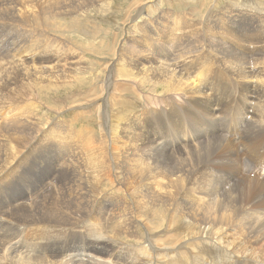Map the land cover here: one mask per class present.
Returning a JSON list of instances; mask_svg holds the SVG:
<instances>
[{"label": "rangeland", "instance_id": "374dc122", "mask_svg": "<svg viewBox=\"0 0 264 264\" xmlns=\"http://www.w3.org/2000/svg\"><path fill=\"white\" fill-rule=\"evenodd\" d=\"M36 1L37 0H0V59L3 57L0 62V68L1 66L2 68L4 67V69H0L2 70V73L0 71V83L4 86L3 87L0 85V109L3 110L0 111V117H2L3 119L5 117L6 119L7 113L5 112V110H7L8 113L12 112L8 114L10 115L9 119L11 117V120H8V122L3 121L5 125H7V127L0 124V140H2L0 144H3L5 140V143H11L12 146L6 151V157L8 156V158L5 161L3 160L2 153H0V221L3 219V221L0 222V247L2 246L4 248L3 249L1 247L0 249V264H6L3 262L6 260L5 251H8V249L10 248V243L14 238L16 240H21V243L22 241L24 242V245L20 247L21 251L16 252V254L14 253L13 256H9L14 257L15 262L25 264L26 261L30 259L29 261L31 263L37 264H69L68 262L63 260L68 253H81L82 250H84V248H86L87 245L90 244L87 240H85V238L82 237L83 233H79L78 231H83L87 233L88 228L84 226H88L91 221L97 222L94 225L96 228L93 226V232L95 233V237L102 236L101 238H103V240L105 239L104 242L108 239H112L116 243L119 242L118 244H115L118 248H120L122 245H133L135 243L134 238L126 235L124 236V234H119L113 229L114 220L111 218V211L113 212L115 208L114 201L116 200L113 201L111 197H108V195H116L118 193H114L113 191L111 192L109 185H106V183L102 184L101 187L98 189H91L94 188L95 185L93 181L89 178V174L87 172L90 173V170H87L88 166L85 165L83 161L84 159L86 161V155L83 152V148L79 146L78 142L71 141V139H73V136L75 139H78L84 137L86 132L89 130H98V124H100L101 122L99 121L100 115H98L96 107L90 106L87 109V106L83 105H87V102H91L90 100L93 101L94 99H96V97L99 98L101 94L102 96H104L101 90L102 87H105L103 83L106 82L105 80L107 78L106 72H104L106 71L104 65H112L111 67L109 66V68H113L114 64L117 62L116 59L118 60V53L124 55V58L126 60L124 59L123 63H127L129 65L128 66L126 64L128 67H130L129 69L131 72L127 76L125 73H122L120 77L115 76L113 78L114 89L119 95H124L126 99L130 98V106L132 103L131 109L121 108L120 106L114 104L113 108L109 109L110 112L108 111L107 115H109L110 113L111 116L117 113V117L113 115L111 117L112 119L110 118V124L113 125V129L116 133L115 136H117V138L120 137L119 139H117V141L121 139L118 144L123 141L126 145L134 144L138 146L140 144L138 147L141 150L135 155L138 160L141 159L146 161L149 158H156L158 161H162L163 163L166 159V161L171 163L175 169H173L171 166L170 169L168 168L169 166H159V177L161 179L164 178L165 180H163L166 181L171 180L173 178V174H178L176 176H179V178L181 177L180 182L183 183L177 186H173V190L172 187L170 188L171 194H177L174 201L169 200L166 203L149 204L147 209L152 210L154 216L151 220H149L151 222H148L147 219H145L144 222L148 223L150 228H152L151 231L153 235L156 233L154 236L162 234L160 235V237L162 238L161 243L164 242L163 244L165 245L171 246V243L169 241H164L166 235H170L167 239L173 240L172 244H174L175 242V244H177L179 240H181V244L188 243L193 239L195 240L194 237L197 230L198 232H200L201 230V233L204 231L203 224L200 222V216L198 215L194 218L191 213V210L194 208V204L191 202L190 199L194 198L195 200H198L200 197H203V199L206 200L205 203L208 209V213L210 210L211 212L213 211L211 214L213 217V220L211 219V230H217L218 241H220L222 246L228 247L229 252L225 253L222 249L215 251V248L210 247V245L208 244H204L203 247L205 248L206 252L203 251L202 254L199 256L200 259L195 261L196 258L193 248H191L190 245L184 246V249H182V251L185 253V264H264V125L257 128L256 130H259L256 131L251 128H247V126L245 127L244 122H242L243 117L253 118L255 114L264 116L263 114H261L263 107L259 102L260 99H264V85L263 87H260L255 82L258 77L264 78V58H262L264 57V0H249V2H246L248 0H161V3H157L156 0H61V2H71L77 4L80 8H83L81 10L73 11L74 5L70 4V11H67L65 13L63 11L51 12V8L57 7L52 5L53 0H38L39 2ZM213 1L217 2L215 3ZM23 4L25 7L23 6ZM35 4L38 5V7ZM142 4L143 6L141 7ZM21 6L23 9L21 8ZM60 8H62L61 5ZM45 12H48L50 16L52 15L51 19L49 18L48 14L45 15L46 18L44 17ZM207 12H210V14H208ZM33 13L36 14L35 17L33 16ZM68 14H71L72 16H68ZM139 14L143 16L149 14V16H152L151 18L159 16V20L162 21L166 26H163V29L158 28L155 33L156 35L152 34L149 28H147V31L145 32L147 35L145 33L142 34V36L141 34H134V30H132L133 28L131 23L136 19L137 15ZM32 18L35 21H33ZM19 20L21 21L19 22ZM169 28H171L172 30ZM128 30L132 32L130 33ZM173 30L182 31L187 34L185 36L184 34L180 35L174 32ZM205 32L209 33H207L208 36ZM172 33L176 37H174ZM148 34L150 37L148 36ZM178 35H180L181 38H178ZM145 36L149 37L147 38L149 39L147 40L149 50L147 48H145V50L148 56L150 55L151 58L150 56L143 57L142 59L139 57L137 58L136 55L139 51L138 47L142 46V40H144L143 37ZM153 36H156V38H153ZM186 36L189 39H187ZM196 37L200 41H198ZM23 39L25 41H23ZM156 39L157 41L160 39L158 45H156ZM42 41L45 42L43 43ZM40 42H42L44 45ZM52 42L62 43V46L65 47L62 48L65 50L67 49V51L69 52L75 53V50L76 52H78L77 65L80 67L82 66L83 71L82 69H80L79 72L82 71L83 74L80 73L76 75L74 79L66 77L61 78V81L56 84L55 88L40 89L38 85H36V83H38L37 75L40 72V69L37 67H39V64H43L41 65V68H43L46 66V63L49 64L52 61L50 58V60L41 57L38 58V53L36 51H38V48L47 46V43L49 44ZM33 44L37 45H35L36 48L38 47L37 50H33L32 48H30V46ZM67 44L69 48L72 46L70 48L72 49V51H70V49L68 50ZM164 44L166 47L164 46ZM182 44L185 47H183ZM193 45L194 47L191 48V46ZM195 46H198V48ZM257 46L258 48H256ZM161 47L163 48L161 49ZM180 47L183 50L185 48V51H183ZM215 47H218V49H216ZM125 48L128 53L126 52ZM222 48H224L225 50L223 49V51ZM90 49L92 50V52L90 51ZM32 50L34 51V53L32 52ZM179 50L182 53L178 55ZM259 50H261V52ZM130 51L131 53H129ZM256 51L258 53H256ZM12 53L16 55H13ZM19 53L20 56L18 55ZM198 53L200 54V57H198ZM255 53L259 58H257ZM181 54H185L186 56L182 57L180 56ZM12 56L16 58L14 60H16L17 62L14 60H11L13 61L12 64L10 60H6L5 62V58L9 59L8 57H10L11 59H13ZM156 57H158L159 59ZM178 57L181 60H179ZM181 57L183 59L186 57L184 60H187L194 70L197 68H201L203 64H206V66L210 67L207 80H202L204 83V98L208 102L205 99H203L201 103L194 102L192 100L185 101L181 95H176L175 92L171 91L168 86H166L167 84H164L167 83L166 79L169 81V74H171L170 76H173L175 74V76H173V81L175 80V78L177 80V78L183 76V79L188 75V73H186L185 71H182V73L172 70L174 68V65H178L177 62L183 60ZM17 58H20L19 60L21 61H19ZM31 59L33 61H31ZM136 59H140L143 63H145L143 64L141 61ZM146 59L149 60L147 61ZM30 61L34 63V65L36 64L37 66L34 67L33 65V67H31L32 64H30ZM87 62H89L90 64H87ZM153 63H158L161 66L160 70L158 74H155L154 72L146 73V75H149L151 73L152 75L148 76L147 80L145 81V73H143V75L137 67L140 68L141 65H144V67L145 65L154 66ZM228 63L230 65H227ZM197 64L200 65V67ZM219 64L220 68L218 67ZM15 65H17L16 67L18 68V70L19 67L22 68L24 73L20 72L21 74H19L18 71L14 70ZM29 66L30 68H28ZM10 67L12 68V70L10 69ZM131 67L138 71H132ZM170 67L173 68L171 69ZM31 68L33 70L36 69L39 72L34 73ZM251 68L253 69L251 70ZM204 70L202 69L201 71ZM3 71H5V73H3ZM8 71H10V73ZM161 71H165V75L163 73L160 74ZM232 71L234 72L232 73ZM132 73L134 75V78H130V75ZM139 74H142L143 76H139ZM18 75H21L19 76V79L18 77H16ZM157 76L159 77V79ZM14 77L17 79L14 80ZM239 77H241V79ZM10 78H12V80ZM244 78L246 79L243 80ZM132 79H143L142 81H138V83L141 84L140 92H138L139 98L133 97V86L129 83V80ZM28 80H31L32 84ZM32 80L36 81L35 84ZM160 81H163V84H158L162 83ZM59 83L60 85H58ZM115 87H118V89ZM120 87H123L121 88L122 90L120 89ZM258 87L260 90L258 89ZM253 88H255L256 90ZM4 89H6L7 91ZM12 89H14L13 92L11 91ZM126 89L130 92L125 91ZM29 92L32 93L33 98L32 100L27 98V102L29 104L36 103V107L38 109H36L28 116L17 118L16 115L18 116L19 114H16L14 108L16 110L19 109L15 106V102L21 94L23 95ZM15 94L18 97H15L14 101L11 102ZM172 94L175 96H172ZM207 94L209 95L207 96ZM1 98L3 100L2 102H4L5 100L4 104L1 103ZM175 102L178 104H176ZM160 103L162 106L160 105ZM6 104L9 105L6 106ZM71 107L74 110H72ZM83 108L85 110H82ZM91 108L95 110L93 111ZM88 110L90 112V115L87 112ZM112 110L114 112H112ZM134 111L137 112L138 117L136 116V118L134 119H129L132 115L131 112ZM83 113L86 114L84 115ZM257 115H255L254 117L257 118ZM13 117L14 123L12 122ZM124 127H126L127 134H124L126 132V130L124 131V129H122ZM6 131L7 134L5 133ZM2 134H6V136L3 137L4 135L2 136ZM7 135L8 138H10L8 142L6 141V139H8L6 138ZM133 135H135V137ZM1 137L3 139H6L3 140L1 139ZM152 139L156 142H152ZM32 140L34 143L31 142ZM139 140L142 143H140ZM250 142H252L253 144ZM149 143L152 146L149 145ZM153 145L155 147H161L159 151L155 150L157 153L153 151ZM214 145L216 146L215 149ZM16 149L20 150L21 152H24V156L20 159L19 162L13 163L12 160L9 159L13 158L14 153L20 152ZM27 149L30 150V152H28ZM73 149H76L78 152H74ZM138 154H142L143 156H139ZM65 155L67 158L65 157ZM148 155H150V157ZM161 155L164 158L161 157ZM81 156H83V159H81ZM75 157L77 158V161ZM144 157L148 158L146 159ZM73 158L75 159V161H72L74 160ZM61 161L64 162L62 163ZM215 161L217 163H215ZM77 162H79L80 164ZM4 163L6 164L5 169L7 166H9L10 170L8 169L7 171H5V169H3ZM69 163L71 165H69ZM75 163L80 166L76 165ZM61 164L64 166V168H62ZM29 166L30 168H27ZM59 167H61L60 170ZM71 169L74 170V172ZM172 170L177 171L178 173H172ZM3 171L4 173H2ZM75 171L77 173H75ZM22 172H27L28 174L23 176ZM73 175L76 176L74 177ZM70 177L72 178L71 182ZM137 178V176L129 177L125 171H123L120 175L121 183L123 187H125L124 189H127L128 191H133L136 196H139V200L146 199L145 201H150L149 195L146 191L144 192L143 181L139 180L140 178ZM193 179L195 182L193 181ZM196 180L199 183L196 182ZM204 181L207 182L205 183ZM217 181L219 183L218 187L216 186V184L218 185ZM197 183L198 185L195 186V184ZM200 183L202 185H200ZM207 183L209 186L206 189V194L202 195L200 187L204 186V184ZM68 184L72 186H69ZM60 187H62L63 189ZM61 189L63 193H60ZM99 191L102 194L98 193ZM18 194H22L21 196H24L21 200L14 203L16 201L14 200L16 199L15 196ZM90 194H93L97 197H99L100 195L102 204L97 206V208L95 206H92L91 203L93 201H88ZM69 195H71L70 198H68ZM78 197L81 200L78 199ZM188 199L189 201H187ZM84 200L86 201L84 202ZM104 201H111L113 202V204L111 206H108L107 208H102ZM127 204L129 207H131V209H137L132 201H128ZM92 208L98 209L97 212L93 213L94 220H86L83 216L87 211ZM15 210L17 213L15 212ZM81 213L83 215H81ZM162 214H164L166 217L164 218V215ZM80 216L85 219V222L81 224V226ZM107 219H110V222ZM188 221L192 224H189ZM181 222H183L184 225L186 224L185 226L188 227L182 232L179 231L182 230V228L179 230L177 228L178 224H180ZM109 224L113 226H110ZM71 226H73L74 228ZM90 228L92 229V227ZM195 228L197 230H195ZM243 229L246 231H244ZM175 232H178L177 234L179 236L175 235V237ZM121 236L124 238V240ZM141 237H143V234ZM198 246L195 248H198ZM38 247H40V249ZM199 248H201V246H199ZM189 250L193 252L191 253L189 252ZM116 251L117 250H114V252ZM19 256H21L22 258H19Z\"/></svg>", "mask_w": 264, "mask_h": 264}, {"label": "bare ground", "instance_id": "6f19581e", "mask_svg": "<svg viewBox=\"0 0 264 264\" xmlns=\"http://www.w3.org/2000/svg\"><path fill=\"white\" fill-rule=\"evenodd\" d=\"M38 1V0H37ZM36 1V2H37ZM230 1V0H229ZM31 2V1H30ZM39 2V1H38ZM156 2L157 3H161V0H156ZM213 2H217V1H213ZM246 2H249V0L248 1H246ZM32 3V2H31ZM8 4V3H7ZM10 4V3H9ZM39 4V3H38ZM45 4V3H44ZM44 4H43V6H44ZM62 6V8H60V5ZM70 4H73L74 6H73V11L74 10H81V9H83V8H80L77 4H74V3H71V2H61V0H56V1H52V5L53 6H57L56 8H51L50 10H51V12L52 11H63L64 13L65 12H67V11H70ZM108 4V3H107ZM140 4V3H139ZM214 4V3H213ZM212 4V5H213ZM6 5V4H5ZM15 5V4H14ZM19 5V4H18ZM29 5V4H28ZM32 5H34V4H32ZM36 5V4H35ZM40 5V4H39ZM59 5V6H58ZM157 5V4H156ZM158 5H160V4H158ZM232 5V4H231ZM235 5V4H234ZM1 6V5H0ZM8 6V5H7ZM23 6H24V4H23ZM37 7H38V5H36ZM143 6V4L141 5V7ZM147 6V5H146ZM145 6V7H146ZM151 6V5H150ZM228 6V5H227ZM230 6V5H229ZM256 6V5H255ZM25 7V6H24ZM46 7V6H45ZM45 7H44V9H45ZM49 7H51V6H49ZM226 7V6H225ZM232 7V6H231ZM240 7V6H239ZM258 7V6H257ZM4 8V7H3ZM21 8H22V6H21ZM27 8V7H26ZM144 8V7H143ZM150 8V7H149ZM212 8V7H211ZM16 9V8H15ZM23 9V8H22ZM134 9V8H133ZM210 9V8H209ZM213 9V8H212ZM141 10V9H140ZM1 11H3V10H1ZM72 11V10H71ZM145 11V10H144ZM165 11V10H164ZM208 11V10H207ZM213 11V10H212ZM234 11V10H233ZM17 12V11H16ZM141 12V11H140ZM142 12H143V9H142ZM263 12H264V10H263ZM58 13V12H57ZM74 13V12H73ZM145 13V12H144ZM148 13V12H147ZM208 13V12H207ZM20 14V13H19ZM31 14V13H30ZM46 14H48V12H45L44 13V17H45V15ZM77 14V13H76ZM84 14V13H83ZM109 14V13H108ZM142 14V13H141ZM206 14V13H205ZM208 14H210V12L208 13ZM219 14V13H218ZM43 15V14H42ZM71 15V14H70ZM69 14H68V16H70ZM2 16V15H1ZM22 16H24V15H22ZM22 16H19V17H22ZM33 16L35 17L36 16V14H34L33 13ZM48 16H49V18L51 19V16L48 14ZM47 16V17H48ZM72 16V15H71ZM207 16V15H206ZM210 16V15H209ZM214 16V15H213ZM212 16V17H213ZM11 17H12V15H11ZM16 17V16H15ZM26 17V16H25ZM29 17V16H28ZM40 17H41V15H40ZM152 16L150 15L149 16V14L148 15H137V17H136V19L131 23L132 24V30H134L133 32H134V34H137V35H140L141 34V36H142V34H144L147 30V28H149L150 29V32L152 33V34H155L156 33V31H157V29L158 28H162L163 29V26L165 27L166 25L162 22V21H160L159 20V16H155V17H153V18H151ZM171 17V16H170ZM261 17V16H260ZM18 18V17H17ZM16 18V19H17ZM46 18V17H45ZM72 18V17H71ZM176 18V17H175ZM180 18V17H179ZM3 20V19H2ZM7 20V19H6ZM11 20V19H10ZM32 20L33 21H35L33 18H32ZM258 20V19H257ZM14 21H15V18H14ZM21 20H19V22H20ZM5 22V21H4ZM32 22V21H31ZM16 23H18V22H16ZM166 23H167V21H166ZM171 23V22H170ZM28 24V23H27ZM34 24V23H33ZM176 24H178V23H176ZM264 24V23H263ZM207 25V24H206ZM18 26V25H17ZM20 26V25H19ZM127 26V25H126ZM259 26V25H258ZM36 27V26H35ZM129 27V26H128ZM127 27V28H128ZM207 27V26H206ZM2 28V27H1ZM205 28V27H204ZM203 28V29H204ZM257 28V27H256ZM264 28V27H263ZM93 29V28H92ZM95 29V28H94ZM166 29V28H165ZM169 29H171V28H169ZM168 29V30H169ZM209 29V28H208ZM207 29V30H208ZM46 30V29H45ZM172 30V29H171ZM43 31H44V29H43ZM60 31V30H59ZM129 31V30H128ZM174 31V30H173ZM191 31V30H190ZM10 32V31H9ZM13 32V31H12ZM20 32V31H19ZM47 32V31H46ZM130 33L132 32V31H129ZM170 32V31H169ZM174 32H176V33H178V34H184V36L187 34V33H185V32H182V31H174ZM203 32H204V30H203ZM264 32V31H263ZM22 33V32H21ZM206 33V32H205ZM204 33V34H205ZM208 33V32H207ZM206 33V34H207ZM48 34V33H47ZM146 34V33H145ZM161 34V33H160ZM209 34V33H208ZM208 34H207V36H208ZM211 34V33H210ZM6 35V34H5ZM147 35V34H146ZM156 35V34H155ZM172 35H173V33H172ZM180 35H178V38H181L180 37ZM196 35V34H195ZM263 35V34H262ZM261 35V36H262ZM14 36V35H13ZM18 36V35H17ZM32 36H33V34H32ZM133 36V35H132ZM144 36V35H143ZM148 36H149V34H148ZM148 36H145V37H143L144 38V40H142L143 42H142V46H140V47H138V49H139V51H138V54L136 55L137 56V58L139 57V58H143V57H149L148 56V54H147V52H146V50H145V48H147L148 49V43H147V40H149V39H147V38H149ZM174 37H176L175 35H173ZM184 36H183V38H184ZM188 36V35H187ZM186 36V37H187ZM198 36V35H197ZM205 36V35H204ZM5 37V36H4ZM159 37V36H158ZM173 37V38H174ZM18 38H19V36H18ZM131 38V37H130ZM151 38H152V36H151ZM153 38H156V36L154 37L153 36ZM197 38V37H196ZM203 38V37H202ZM201 38V39H202ZM206 38V37H205ZM220 38V37H219ZM20 39V38H19ZM61 39V38H60ZM160 39H162V38H160ZM159 39V40H160ZM177 39V38H176ZM187 39H189L188 37H187ZM193 39V38H192ZM198 39V38H197ZM196 39V40H197ZM236 39V38H235ZM239 39V38H238ZM237 39V40H238ZM263 39V38H262ZM22 40V39H21ZM48 40V39H47ZM51 40V39H50ZM59 40V39H58ZM58 40H56V41H58ZM159 40L157 41V39H156V45H158L159 44ZM203 40V39H202ZM212 40V39H211ZM259 40V39H258ZM23 41H25L24 39H23ZM27 41V40H26ZM38 41H40V40H38ZM46 41V40H45ZM45 41H42L43 43L45 42ZM49 41V40H48ZM63 41V40H62ZM129 41V40H128ZM132 41V40H131ZM136 41V40H135ZM152 41V40H151ZM198 41H200L199 39H198ZM219 41V40H218ZM242 41V40H241ZM22 42V41H21ZM42 42H40V43H42ZM47 42V41H46ZM161 42V41H160ZM169 42V41H168ZM186 42V41H185ZM212 42V41H211ZM216 42V41H215ZM260 42V41H259ZM4 43V42H3ZM14 43V42H13ZM42 43V44H43ZM133 43V42H132ZM136 43V42H135ZM139 43V42H138ZM162 43V42H161ZM164 43V42H163ZM167 43V42H166ZM179 43V42H178ZM204 43H206V42H204ZM225 43V42H224ZM223 43V44H224ZM17 44V43H16ZM36 44H37V42H36ZM36 44H33V45H31L30 46V48H32L33 50H37V48L35 47V45ZM39 44V43H38ZM46 44V43H45ZM154 44H155V42H154ZM199 44V43H198ZM197 44V45H198ZM209 44H211V43H209ZM216 44V43H215ZM27 45V44H26ZM41 45V44H40ZM44 45V44H43ZM63 44L62 43H60V42H52V43H47V46H43V47H40V48H38V51H36L37 53H38V58L39 57H41V58H44V59H51V63H49L48 61V63L49 64H51V65H49V64H47L46 62V66L45 67H43V68H41V65H43V64H39L38 66L39 67H37V68H39L40 69V72L39 71H37L36 69L35 70H33L32 68V70H33V72L34 73H38L39 72V74L37 75V78H38V83H36V85H38V87L40 88V89H42V88H45V89H51V88H55L56 87V84L59 82V81H61L60 79L61 78H73L74 79V77L76 76V75H78V74H80V73H82L83 74V68H82V66L80 67V66H78L77 65V61H78V52H76V50L74 51L75 53H73V52H69V51H67V49L65 50V49H63V48H65L64 46H62ZM66 45V44H65ZM133 45V44H132ZM161 45V44H160ZM168 45V44H167ZM177 45V44H176ZM183 45V44H182ZM191 45H192V43H191ZM200 45V44H199ZM198 45V46H199ZM206 45V44H205ZM222 45V44H221ZM37 46V45H36ZM67 46H68V44H67ZM139 46V45H138ZM164 46H165V44H164ZM163 46V47H164ZM170 46V45H169ZM172 46V45H171ZM198 46H195V47H197L198 48ZM208 46V45H207ZM230 46V45H229ZM63 47V48H62ZM72 47V46H71ZM70 47V48H71ZM120 47H121V45H120ZM163 47H161V49L163 48ZM166 47V46H165ZM183 47H185L184 45H183ZM187 47H188V45H187ZM194 47V45L193 46H191V48H193ZM205 47V46H204ZM209 47V46H208ZM223 47V46H222ZM69 48V46H68V50L70 49ZM86 48V47H85ZM171 48V47H170ZM181 48V47H180ZM179 48V49H180ZM190 48V47H189ZM196 48V49H197ZM216 48V47H215ZM256 48H258V46L256 47ZM255 48V49H256ZM27 49V48H26ZM29 49V48H28ZM87 49V48H86ZM119 49V48H118ZM132 49H134V48H132ZM155 49V48H154ZM167 49H169V48H167ZM177 49V48H176ZM182 49V48H181ZM187 49V48H186ZM195 49V50H196ZM201 49H202V47H201ZM216 49H218V47L216 48ZM224 48H222V50H223ZM227 49V48H226ZM229 49V48H228ZM237 49V48H236ZM260 49V48H259ZM32 50V52L34 53V51ZM125 50H126V48H125ZM149 50V49H148ZM178 50V49H177ZM183 50V49H182ZM193 50V49H192ZM191 50V51H192ZM205 50V49H204ZM203 50V51H204ZM210 50V49H209ZM213 50V49H212ZM220 50V49H219ZM225 50V49H224ZM223 50V51H224ZM254 50V49H253ZM21 51V50H20ZM25 51V50H24ZM23 51V52H24ZM31 51V50H30ZM70 51H72V49H70ZM90 51L92 52V50L90 49ZM121 51V50H120ZM156 51V50H155ZM169 51V50H168ZM183 51H185V48H184V50ZM189 51V50H188ZM194 51V50H193ZM198 51V50H197ZM214 51V50H213ZM212 51V52H213ZM216 51H218V50H216ZM221 51V50H220ZM260 52H261V50H259ZM26 52V51H25ZM29 52V51H28ZM36 52H35V54H36ZM123 52V51H122ZM126 52H127V50H126ZM125 52V53H126ZM134 52V51H133ZM132 52V53H133ZM149 52V51H148ZM199 52V51H198ZM209 52H211V51H209ZM231 52V51H230ZM243 52V51H242ZM81 53V52H80ZM128 53V52H127ZM129 53H131V51L129 52ZM136 53H137V51H136ZM150 53V52H149ZM172 53V52H171ZM180 53H182L180 50H179V53H178V55L180 54ZM187 53V52H186ZM192 53V52H191ZM191 53H190V55H191ZM201 53V52H200ZM214 53V52H213ZM220 53V52H219ZM223 53V52H222ZM225 53V52H224ZM229 53V52H228ZM245 53V52H244ZM251 53V52H250ZM256 53H258L257 51H256ZM256 53H255V55H256ZM13 55H16V54H14V53H12ZM82 54H84V53H82ZM124 54V53H123ZM153 54V53H152ZM199 54V53H198ZM208 54H210V53H208ZM207 54V55H208ZM234 54V53H233ZM246 54H248V53H246ZM261 54V53H260ZM264 54V53H263ZM19 56H20V53L18 54ZM24 55V54H23ZM26 55V54H25ZM128 55V54H127ZM190 55H189V57H190ZM218 55V54H217ZM220 55V54H219ZM11 56V55H10ZM29 56V55H28ZM31 56V55H30ZM35 56V55H34ZM73 56V57H72ZM118 60L116 59V63L114 64V66H113V68H109V66L110 65H104L105 67V70L106 71H104V72H106V76H107V78H106V82L105 83H103L104 84V86L105 87H102L101 88V90H102V92H103V95L104 96H102V94H101V96L99 97V98H97L96 97V99H94L93 101L92 100H90L91 102H87V105L85 104V105H83V104H81V105H83V106H87L86 108L88 109V107H90V106H95L96 107V109H97V112H98V115H100L99 116V121L101 122L100 124H98L99 125V127H98V130L96 131V130H89V131H87L86 132V134H85V136L84 137H82V138H78V139H75L74 138V136H73V139H71V141H75V142H78L79 143V146H81L82 148H83V152H84V154L86 155V161H85V159L83 160L84 161V164L85 165H87L88 166V169L87 170H90V173L89 172H87L88 174H89V178L93 181V183H94V185H95V187L94 188H91L92 190L94 189H98V188H100L101 187V185L102 184H104V183H106V185L108 184L109 185V187H110V189H111V192L113 191L114 193H118V194H116V195H113V194H109L108 195V197H111L112 198V200L114 201V200H116V201H114V210H113V212L111 211V218L114 220V226L113 225H111V224H109L110 226H113V229L117 232V233H119V234H124V236L126 235V236H129V237H132V238H134V244L133 245H122L120 248H118V247H116V245L115 244H118V243H116V242H114L112 239H108V240H106L105 242H104V240H103V238H101L102 236H100V237H95V233L93 232L94 231V229H93V226L95 225V223H97V222H93V221H91V220H94V217H93V213H95V212H97L98 211V209H90L89 211H87L86 213H85V215L83 216L86 220H89V221H91L90 222V224H88V226H84V227H86V228H88V232L87 233H89V234H87V233H85V232H83V231H78L79 233H83V235H82V237L83 238H85V240H87L90 244L89 245H87V247L86 248H84V250H82V252L81 253H68L65 257H64V259L63 260H65L66 262H68L69 264H185V262H186V259H185V253L182 251V249H184V246H188V245H190V247L191 248H193V251L195 252V258H196V260H195V258H194V260L195 261H197L198 259H200L199 258V256L202 254V252L203 251H205V248L203 247V245L204 244H208V245H210V247H213V248H215L216 250L215 251H218L219 249H222L225 253H228L229 252V248L228 247H224V246H222V244L220 243V241H218V238H217V230H211V225H212V222H211V219L213 220V217H212V212H211V210L209 211V213H208V209H207V206H206V200H204L203 199V197H198L199 199L197 200V202H196V200L193 198V199H190L191 200V202L194 204V208L191 210V213H192V215H193V217L195 218L196 216H200V222L203 224V228H204V231L201 233V230H200V232H198V230L195 228V230H197V232L195 233V240L193 239L192 241H190V242H188V243H184V244H181V240H179L178 242H177V244H172V242H173V240H169V239H167V238H169V236L170 235H166L165 237V239H164V241L165 242H170L171 243V246H168V245H165V244H163V243H161L162 241H161V237H160V235H162V234H159L158 236H154L153 235V233H152V231H151V229L152 228H150V226H149V224L148 223H145L144 222V220L145 219H147V221L148 222H151V221H149V220H151L152 219V217L154 216L153 215V212H152V210H150V209H147L148 208V205L149 204H155V203H166V202H168L169 200H171V201H174L175 200V198H176V196H177V194H171V190H170V188L172 187V190H173V186H177V185H179V184H183L182 182H180V178H179V176H176V175H178V174H173L172 175V179L171 180H166V181H164L163 179H161L160 177H159V174H158V168H159V166H165V167H168L169 169H170V166L173 168V169H175L173 166H172V164L171 163H169V162H167L166 161V159H165V161L162 163V161L160 162V161H158L156 158H154V159H151V158H149L148 160H141L140 158V160H138L137 159V157L135 156L138 152H140V148L138 147L140 144L139 143H137V144H139L138 146H136V145H134V144H130V145H126V144H124V141L123 142H121V143H119L118 144V142L121 140H119V141H117V139H119L120 137H118L117 138V136H115V131H114V129H113V125L112 124H110V122H111V120H110V118L113 116V115H115V117H117L116 116V114H113L112 116H111V114L109 113V115H107L108 114V111H109V109L111 108H113V106H114V104H116L117 106H120L121 108H129V109H131V106H132V103H131V106H130V103H129V100H130V98H128V99H126L125 97H124V95H119L116 91H115V89H114V81H113V78L115 77V76H119L120 77V75L122 74V73H125L126 74V76L131 72L130 71V67H128L129 65L127 64V63H123V61H124V55H122L121 53H118ZM172 56V55H171ZM180 56H186L185 54L183 55V54H181ZM194 56V55H193ZM195 56H197V55H195ZM202 56H203V54H202ZM206 56V55H205ZM211 56H213V55H211ZM216 56V55H215ZM249 56V55H248ZM257 56V55H256ZM36 57V56H35ZM133 57V56H132ZM155 57V56H154ZM181 57V58H182ZM188 57V56H187ZM198 57H200V54H199V56ZM224 57H226V56H224ZM245 57V56H244ZM3 58V57H2ZM2 58L0 59V62H1V60H2ZM9 59H4L5 60V62H6V60H10V62H11V64H12V62L13 61H11V60H14V59H16L15 57H13L12 56V58L13 59H11L10 57H8ZM22 58V57H21ZM80 58V57H79ZM127 58V57H126ZM150 58H151V56H150ZM149 58V59H150ZM156 58H158V57H156ZM172 58V57H171ZM179 58V57H178ZM186 58V57H185ZM184 58V59H185ZM217 58V57H216ZM220 58V57H219ZM234 58V57H233ZM240 58V57H239ZM246 58V57H245ZM257 58H259L258 56H257ZM262 58H264V57H262ZM18 59V58H17ZM20 59V58H19ZM18 59V60H19ZM49 59V60H50ZM95 59V58H94ZM97 59V58H96ZM145 59V58H144ZM148 59V60H149ZM153 59H155V58H153ZM159 59V58H158ZM183 59V58H182ZM182 60V61H179V62H177V64L178 65H174V68L172 69L171 67V69L173 70V71H176V72H182V71H185L186 73H188V75L185 77V78H183L182 79V77H180V78H177V80H176V78H175V80L174 81H176V82H174L173 81V76H175V74L173 75V76H170L171 74H169V76H168V78H169V81L166 79V81H167V83H164V84H167L166 86H168V88L171 90V91H173V92H175L176 93V95H181L182 96V98L185 100V101H189V100H192V101H194V102H198V103H201L202 101H203V99H205L204 98V96H205V94H204V83H203V81L202 80H207V78H208V75H209V70H210V67L209 66H206V64L204 65L203 63V65H202V67L201 68H197V69H193V67L191 66V64L186 60ZM191 59V58H190ZM196 59H197V57H196ZM195 59V60H196ZM213 59V58H212ZM211 59V60H212ZM230 59V58H229ZM23 60V59H22ZM81 60V59H80ZM126 60V59H125ZM136 60H139V61H141L140 59H136ZM147 60V59H146ZM147 60V61H148ZM173 60V59H172ZM179 60H181L180 58H179ZM189 60V59H188ZM192 60H194V59H192ZM192 60H190V61H192ZM201 60V59H200ZM202 60H203V57H202ZM210 60V59H209ZM245 60V59H244ZM255 60V59H254ZM14 61H16V60H14ZM19 61H21V60H19ZM31 61H33L32 59H31ZM30 61V62H31ZM41 61V60H40ZM85 61V60H84ZM103 61V60H102ZM225 61V60H224ZM227 61V60H226ZM239 61V60H238ZM17 62V61H16ZM15 62V63H16ZM26 62H27V60H26ZM35 62V61H34ZM126 62H128V61H126ZM133 62V61H132ZM142 62V61H141ZM155 62V61H154ZM199 62V61H198ZM213 62H214V60H213ZM241 62H243V61H241ZM36 63V62H35ZM42 63V62H41ZM89 62H87V64H88ZM93 63V62H92ZM95 63V62H94ZM143 63V62H142ZM145 63V62H144ZM143 63V64H144ZM160 63H162V62H160ZM194 63V62H193ZM195 63H196V61H195ZM205 63V62H204ZM208 63H209V61H208ZM220 63V62H219ZM224 63V62H223ZM226 63V62H225ZM231 63V62H230ZM237 63V62H236ZM249 63V62H248ZM256 63V62H255ZM258 63V62H257ZM1 64V63H0ZM2 64H3V62H2ZM14 64V63H13ZM21 64V63H20ZM25 64V63H24ZM30 64H32V66L31 67H33V65H34V63H30ZM90 64V63H89ZM98 64V63H97ZM128 66H127V65ZM130 64V63H129ZM132 64V63H131ZM135 64V63H134ZM154 64V63H153ZM171 64V63H170ZM169 64V65H170ZM199 64V63H198ZM197 64V65H198ZM201 64V63H200ZM212 64V63H211ZM214 64V63H213ZM217 64V63H216ZM222 64V63H221ZM232 64V63H231ZM235 64V63H234ZM233 64V65H234ZM242 64V63H241ZM244 64V63H243ZM246 64V63H245ZM10 65V64H9ZM28 65H29V63H28ZM27 65V66H28ZM102 65V64H101ZM133 65V64H132ZM131 65V66H132ZM136 65V64H135ZM194 65H196V64H194ZM227 65H230L229 63L227 64ZM13 66V65H12ZM11 66V67H12ZM17 65H15V68H14V70H16V71H18L19 72V74H21V73H24L23 72V70H22V68H20L19 67V70H18V68L16 67ZM19 66V65H18ZM25 66V65H24ZM35 66H37L36 64L34 65V67ZM98 66H100V65H98ZM112 66V65H111ZM110 66V67H111ZM134 66V65H133ZM140 66V65H139ZM172 66V65H171ZM199 67H200V65H198ZM211 66V65H210ZM214 66V65H213ZM216 66V65H215ZM220 66V64L218 65V67ZM222 66V65H221ZM238 66V65H237ZM6 67V66H5ZM10 67V69L12 70V68ZM143 67V68H142ZM160 65L157 63V64H154V66H151V65H145V67H144V65L142 66H140V68L139 67H137L138 69H139V71L140 72H142V74L143 73H145V75H146V73H150V72H154L155 74H158V72H159V70H160ZM167 67V66H166ZM208 67V68H207ZM263 67V66H262ZM28 68H30V66L28 67ZM132 68V71L133 70H135V69H133V67H131ZM170 68H168V69H170ZM190 68H191V70H190ZM207 68V69H206ZM214 68V67H213ZM212 68V69H213ZM220 68V67H219ZM230 68V67H229ZM228 68V69H229ZM0 69H4V67L2 68V66H1V68ZM7 69H8V67H7ZM9 69V70H10ZM30 69V70H31ZM80 69H82V71H80L79 72V70ZM164 69V68H163ZM177 69H179V70H177ZM204 70V69H206V70H204V71H201V70ZM211 69V70H212ZM253 68H251V70H252ZM255 69H256V67H255ZM259 69V68H258ZM27 70V69H26ZM26 70H24V71H26ZM104 70V69H103ZM165 70V69H164ZM171 70V71H172ZM219 70H221V69H219ZM1 71V73H2V70H0ZM6 71V70H5ZM5 71H3V73H5ZM136 71V70H135ZM138 71V70H137ZM136 71V72H137ZM166 71V70H165ZM165 71H161V73L160 74H164V72ZM241 71V70H240ZM259 71V70H258ZM7 72V71H6ZM9 73H10V71H8ZM21 72V73H20ZM103 72V71H102ZM234 71H232V73H233ZM9 73H6V74H9ZM11 73H13V72H11ZM28 73V72H27ZM29 73H30V71H29ZM170 73V72H169ZM173 73V72H172ZM183 73V72H182ZM250 73H251V71H250ZM254 73V72H253ZM141 74V75H142ZM168 74V73H167ZM178 74V73H177ZM176 74V75H177ZM226 74V73H225ZM2 75V74H1ZM11 75V74H10ZM137 75V74H136ZM140 74H139V76H141ZM144 75V74H143ZM142 75V76H143ZM152 75V73L151 74H147L146 76H145V78H144V80L146 81L147 80V77L148 76H151ZM165 75V74H164ZM163 75V76H164ZM212 75V74H211ZM228 75V74H227ZM231 75V74H230ZM235 75V74H234ZM4 76V75H3ZM5 76H7V75H5ZM19 76H21V75H18V76H16V77H18V79H19ZM105 76V77H106ZM167 76V75H166ZM180 76V75H179ZM178 76V77H179ZM238 76V75H237ZM258 76H260V75H258ZM10 77V76H9ZM32 77V76H31ZM34 77V76H33ZM154 77V76H153ZM158 77V76H157ZM231 77V76H230ZM229 77V78H230ZM234 77V76H233ZM243 77H245V76H243ZM262 77V76H261ZM5 78V77H4ZM15 78V77H14ZM27 78V77H26ZM36 78V77H35ZM130 78H134V75H133V73L130 75ZM151 78V77H150ZM155 78V77H154ZM163 78V77H162ZM164 78H166V77H164ZM221 78V77H220ZM240 79H241V77H239ZM11 80H12V78H10ZM17 78H15L14 80H16ZM21 79V78H20ZM25 79V78H24ZM30 79H32V78H30ZM98 79V78H97ZM158 79H159V77H158ZM246 78H244L243 80H245ZM250 79V78H249ZM253 79V78H252ZM2 80H3V78H2ZM37 80V79H36ZM143 80V79H142ZM142 80H138V79H132V80H129L130 82V84L133 86L132 87V94L134 95L133 97H136V98H139L138 97V92H140V87H141V84H139L138 83V81H142ZM152 80V79H151ZM154 80V79H153ZM157 80V79H156ZM232 80V79H231ZM5 81V80H4ZM29 81V80H28ZM33 81V80H32ZM237 81V80H236ZM240 81V80H239ZM25 82V81H24ZM31 84H32V82H31V80L29 81ZM28 82V83H29ZM34 82V84H35V80L33 81ZM74 82V81H73ZM96 82V81H95ZM117 82V81H116ZM160 82H162V83H158V84H163V81H160ZM253 82H254V80H253ZM255 82H256V84L257 85H259L260 87H263V85H264V78H259L258 77V79L257 80H255ZM12 83V82H11ZM64 83H66V82H64ZM69 83V82H68ZM212 83V82H211ZM241 83V82H240ZM250 83V82H249ZM3 84V83H2ZM10 84V83H9ZM0 85H1V83H0ZM58 85H60V83L58 84ZM118 85V84H117ZM131 85H130V87H131ZM159 85V86H160ZM236 85H238V84H236ZM1 86H3V85H1ZM96 86H97V84H96ZM116 86V85H115ZM162 86H164V85H162ZM255 86V85H254ZM4 87V86H3ZM7 87V86H6ZM5 87V88H6ZM161 87V86H160ZM96 88V87H95ZM94 88V89H95ZM115 88H117L118 89V87H115ZM121 88H123V87H120V89ZM143 88V87H142ZM156 88V87H155ZM164 88V87H163ZM240 88V87H239ZM9 89V88H8ZM33 89V88H32ZM119 89V90H120ZM160 89V88H159ZM216 89V88H215ZM242 89V88H241ZM253 89H255V88H253ZM258 89H259V87H258ZM4 90H6V89H4ZM3 90V91H4ZM122 90V89H121ZM152 90V89H151ZM157 90V89H156ZM256 90V89H255ZM260 90V89H259ZM7 91V90H6ZM10 91V90H9ZM12 92L14 91V89H12L11 90ZM33 91V90H32ZM62 91V90H61ZM100 91V90H99ZM125 91H127V92H130L129 90H125ZM253 91V90H252ZM251 91V92H252ZM18 92V91H17ZM27 92V91H26ZM254 92V91H253ZM1 93V92H0ZM10 93V92H9ZM171 93V92H170ZM207 93V92H206ZM5 94V93H4ZM136 94V95H135ZM141 94V93H140ZM130 95V94H129ZM148 95V94H147ZM171 95V94H170ZM169 95V96H170ZM178 95V96H179ZM209 94H207V96H208ZM211 95V94H210ZM258 95H260V94H258ZM258 95H257V97H258ZM145 96V95H144ZM168 96V97H169ZM172 96H175V95H173L172 94ZM256 96V95H255ZM15 97H18V96H16V94H15V96L13 97V99H12V101L11 100H9V101H11V102H13L14 101V98ZM78 97V96H77ZM143 97V96H142ZM150 97V96H149ZM242 97V96H241ZM249 97V96H248ZM257 97H256V99H257ZM260 97V96H259ZM27 98H29V99H31L32 100V98H33V95H32V93H27V94H21L19 97H18V99L16 100V102H15V106L19 109V110H16L15 108H14V110H15V112H16V114H19L18 116L16 115V117L17 118H22L23 116H28V115H30L32 112H34L36 109H38L36 106H37V104L36 103H33V104H29L28 102H27ZM151 98V97H150ZM162 98H163V96H162ZM181 98V97H180ZM227 98V97H226ZM134 99V98H133ZM132 99V100H133ZM152 99V98H151ZM156 99V98H155ZM209 99H210V97H209ZM252 99H253V97H252ZM7 100V99H6ZM103 100V101H102ZM206 100V99H205ZM3 100H2V98H1V103L2 104H4L5 103V100H4V102H2ZM34 101V100H33ZM82 101V100H81ZM102 101V102H101ZM207 101V100H206ZM210 101V100H209ZM166 102V101H165ZM170 102V101H169ZM177 102V101H176ZM175 102V103H176ZM208 102V101H207ZM251 102V101H250ZM259 102H260V104L262 105V113L261 114H263L264 115V99H260L259 100ZM8 103V102H7ZM171 103V102H170ZM173 103V102H172ZM181 103V102H180ZM204 103H205V101H204ZM210 103V102H209ZM40 104V103H39ZM91 104V105H90ZM158 104H159V102H158ZM176 104H178V103H176ZM186 104V103H185ZM194 104V103H193ZM207 104V103H206ZM222 104V103H221ZM9 104H6V106H8ZM20 105H23V106H20ZM160 105H161V103H160ZM172 105V104H171ZM213 105V104H212ZM3 106V105H2ZM5 106V107H6ZM11 106V105H10ZM162 106V105H161ZM160 106V107H161ZM150 107V106H149ZM170 107H172V106H170ZM174 107V106H173ZM217 107V106H216ZM77 108V107H76ZM80 108H81V106H80ZM94 108V107H93ZM169 108V107H168ZM207 108V107H206ZM71 109H72V107H71ZM92 109V108H91ZM148 109V108H147ZM152 109V108H151ZM157 109V108H156ZM176 109V108H175ZM205 109V108H204ZM250 109H251V107H250ZM12 110V109H11ZM72 110H74V109H72ZM72 110H70V111H72ZM76 110V109H75ZM82 110H85L84 108L82 109ZM81 110V111H82ZM93 110V109H92ZM95 110V109H94ZM93 110V111H94ZM140 110V109H139ZM210 110H212V109H210ZM253 110H254V108H253ZM0 111H3V110H1L0 109ZM10 111V110H9ZM125 111V110H124ZM127 111V110H126ZM137 111V110H136ZM200 111V110H199ZM209 111V110H208ZM5 112L7 113V117H6V119H5V117H4V119L2 118V117H0V124H2L3 126H6L7 127V125H5V123L3 122V121H5V122H8V120H11V117H10V119H9V116L10 115H8L9 113H12V112H9L8 113V111L7 110H5ZM62 112V111H61ZM88 112V114L90 115V112H89V110L87 111ZM110 112V111H109ZM112 112H114L113 110H112ZM144 112V111H143ZM142 112V113H143ZM246 112H247V110H246ZM256 112V111H255ZM260 112V111H259ZM132 113V115H131V117L129 118V119H134V118H136V116H137V112H131ZM167 113V112H166ZM210 113V112H209ZM208 113V114H209ZM84 114V113H83ZM86 114V113H85ZM84 114V115H85ZM95 114V113H94ZM102 114V115H101ZM254 114V113H253ZM92 115V114H91ZM97 115V116H98ZM255 115H257V114H255ZM254 115V116H255ZM237 116V115H236ZM253 116V118H250V117H243L242 118V122H244V124H245V127L247 126V128H251V129H253V130H256L257 128H259V127H261V126H263L264 125V116H262V115H257V118L256 117H254ZM138 117V116H137ZM122 118V117H121ZM210 118H211V116H210ZM236 118H238V117H236ZM3 119V120H2ZM112 119V118H111ZM124 119V118H123ZM125 119H126V117H125ZM128 119V120H129ZM115 120V119H114ZM120 121V120H119ZM241 121V120H240ZM12 122L14 123V117L12 118ZM96 123V122H95ZM64 124V123H63ZM118 124H119V122H118ZM121 124V123H120ZM128 124V123H127ZM175 124V123H174ZM1 125V126H2ZM92 125V124H91ZM97 125V124H96ZM125 125H126V122H125ZM125 125H123V126H125ZM132 125V124H131ZM134 125V124H133ZM64 126V125H63ZM119 126V125H118ZM238 126V125H237ZM5 127V128H6ZM94 127V126H93ZM120 127H122V126H120ZM239 127V126H238ZM131 128V127H130ZM236 128V127H235ZM118 129H121V128H118ZM122 129H124V131L126 130V127H124V128H122ZM129 129V128H128ZM12 130V129H11ZM15 130V129H14ZM27 130V129H26ZM133 130V129H132ZM259 130V129H258ZM258 130H256V131H258ZM136 131V130H135ZM1 132H2V130H1ZM75 132H77V131H75ZM75 132H74V134H75ZM4 133V132H3ZM6 134H7V131L5 132ZM129 133V132H128ZM143 133V132H142ZM1 134V133H0ZM6 134L4 135V134H2V136L3 137H5L6 136ZM9 134V133H8ZM14 134V133H13ZM120 134V133H119ZM124 134H127V130H126V132L124 133ZM133 134V133H132ZM137 134V133H136ZM139 134V133H138ZM68 135V134H67ZM73 135V134H72ZM71 135V136H72ZM121 135V134H120ZM10 136V135H9ZM126 136V135H125ZM125 136H123V137H125ZM134 137H135V135H133ZM137 136V135H136ZM155 136V135H154ZM252 136V135H251ZM68 137V136H67ZM77 137V136H76ZM131 137V136H130ZM144 137V136H143ZM243 137V136H242ZM258 137H260V136H258ZM6 138H8V135H7V137ZM6 138H4V139H6ZM55 138V137H54ZM60 138V137H59ZM1 139H3L2 137H1ZM3 139V140H4ZM9 139L10 138H8V139H6V141L8 142L9 141ZM35 139H36V137H35ZM53 139V138H52ZM131 139H133V138H131ZM136 139V138H135ZM138 139H140V138H138ZM57 140H58V138H57ZM61 140V139H60ZM130 140V139H129ZM153 140V139H152ZM151 140V141H152ZM220 140V139H219ZM255 140V139H254ZM2 140H0V142H1ZM36 141V140H35ZM70 141V140H69ZM70 141V142H71ZM146 141H147V139H146ZM260 141V140H259ZM32 143H34L33 142V140L31 141ZM60 142H63V141H60ZM126 142V141H125ZM128 142V141H127ZM139 142H140V140H139ZM152 142H156V141H152ZM202 142V141H201ZM254 142V141H253ZM258 142V141H257ZM32 143H31V145H32ZM74 143V142H73ZM140 143H142V142H140ZM151 143V142H150ZM149 143V145H151ZM250 143H252V142H250ZM63 144V143H62ZM208 144V143H207ZM212 144V143H211ZM219 144V143H218ZM253 144V143H252ZM65 145V144H64ZM66 145H67V143H66ZM69 145V144H68ZM78 145V144H77ZM77 145H74V146H77ZM155 145V144H154ZM153 145V146H154ZM159 145V144H158ZM205 145H206V143H205ZM209 145V144H208ZM217 145V144H216ZM247 145V144H246ZM256 145V144H255ZM79 146H78V148H79ZM152 146V145H151ZM198 146H199V144H198ZM213 146V145H212ZM249 146V145H248ZM258 146V145H257ZM10 147H12L11 146V143H5V140H4V142H3V144L1 143L0 144V153H2V156H3V160L5 161L7 158H8V156L6 157V151L10 148ZM65 147V146H64ZM72 147H73V145H72ZM149 147V146H148ZM201 147H202V144H201ZM204 147V146H203ZM215 145H214V149H215ZM250 147V146H249ZM249 147H248V149H249ZM255 147V146H254ZM144 148V147H143ZM153 148V147H152ZM160 148L161 147H155L154 146V148H153V151H155V150H157V151H159L160 150ZM199 148V147H198ZM209 148V147H208ZM69 149V148H68ZM67 149V150H68ZM174 149V148H173ZM185 149V148H184ZM189 149V148H188ZM192 149V148H191ZM251 149V148H250ZM17 150V149H16ZM15 150V151H16ZM25 150V149H24ZM28 150V149H27ZM74 150V152H78L76 149H73ZM72 150V151H73ZM143 150V149H142ZM256 150V149H255ZM17 151H20V150H17ZM144 151H145V149H144ZM149 151V150H148ZM164 151V150H163ZM205 151V150H204ZM28 152H30V150H28ZM69 152V151H68ZM156 152V151H155ZM196 152V151H195ZM80 153V152H79ZM154 153V152H153ZM157 153V152H156ZM163 153V152H162ZM168 153V152H167ZM182 153V152H181ZM255 153V152H254ZM24 154V152H17V153H14V155H13V158L12 159H9V160H12V162L14 163V162H19L20 161V159L21 158H23V155ZM64 154V153H63ZM67 154V153H66ZM71 154V153H70ZM73 154V153H72ZM75 154V153H74ZM143 154V153H142ZM142 154H140V155H142ZM152 154V153H151ZM170 154V153H169ZM175 154V153H174ZM69 155V154H68ZM139 155V154H138ZM137 155V156H138ZM139 155V156H140ZM146 155V154H145ZM155 155V154H154ZM253 155V154H252ZM255 155V154H254ZM0 156H1V154H0ZM59 156V155H58ZM71 156V155H70ZM75 156V155H74ZM77 156V155H76ZM80 156V155H79ZM138 156V157H139ZM143 156V155H142ZM141 156V157H142ZM149 157H150V155H148ZM166 156V155H165ZM176 156V155H175ZM65 157H66V155H65ZM78 157V156H77ZM158 157V156H157ZM161 157H163L162 155H161ZM256 157V156H255ZM67 158V157H66ZM72 158V157H71ZM76 158V157H75ZM144 158H146V157H144ZM143 158V159H144ZM148 158V157H147ZM146 158V159H147ZM164 158V157H163ZM166 158V157H165ZM168 158H169V155H168ZM2 159V158H1ZM65 159V158H64ZM74 159V158H73ZM81 159H83V156H81ZM159 159V158H158ZM161 159V158H160ZM174 159V158H173ZM255 159V158H254ZM257 159V158H256ZM79 160V159H78ZM162 160V159H161ZM164 160V159H163ZM2 161V160H1ZM65 161V160H64ZM63 161V162H64ZM72 161H75V159L74 160H72ZM76 161H77V158H76ZM143 161V162H142ZM172 161V160H171ZM175 161V160H174ZM62 162V161H61ZM62 162V163H63ZM182 162V161H181ZM219 162V161H218ZM6 163V162H5ZM4 163V167H3V169H5V166H6V164ZM74 163V162H73ZM77 163H79V162H77ZM215 163H217L216 161H215ZM28 164V163H27ZM76 164V163H75ZM75 164H73V165H75ZM80 164V163H79ZM219 164V163H218ZM62 165V164H61ZM64 165H66V164H64ZM68 165V164H67ZM69 165H71L70 163H69ZM76 165H78V164H76ZM174 165V164H173ZM250 165H251V163H250ZM78 166H80V165H78ZM199 166V165H198ZM229 166V165H228ZM67 167V166H66ZM74 167V166H73ZM82 167V166H81ZM81 167H79V168H81ZM251 167V166H250ZM27 168H30V166L29 167H27ZM60 168L61 167H59V170H60ZM62 168H64V166L62 165ZM68 168V167H67ZM83 168H85V167H83ZM90 168V169H89ZM160 168H162V167H160ZM9 169V166H7L6 167V169H5V171H7ZM75 169H76V166H75ZM2 170V169H1ZM10 170V169H9ZM72 170V169H71ZM70 170V171H71ZM78 170V169H77ZM83 170V169H82ZM73 172H74V170H72ZM85 171V170H84ZM123 171H125L126 173H127V175L129 176V177H133V176H137L138 178H140L139 180H142L143 181V189H144V192L146 191L147 192V194L149 195V197H150V201H145V200H143V199H141V200H139V196H136L135 194H134V192L133 191H128L127 189H124L125 187H123V185H122V183H121V180H120V175H121V173L123 172ZM161 171V170H160ZM17 172H20V171H17ZM64 172V171H63ZM67 172H69V171H67ZM169 172V171H168ZM172 173H178L177 171H171ZM247 172V171H246ZM2 173H4V171L2 172ZM75 173H77L76 171H75ZM28 173L27 172H22V175L23 176H25V175H27ZM71 174V173H70ZM96 174V175H95ZM201 174V173H200ZM3 175V174H2ZM180 175V174H179ZM246 175V174H245ZM13 176H15V175H13ZM68 176V175H67ZM74 176V175H73ZM76 176V175H75ZM74 176V177H75ZM163 176V175H162ZM203 176V175H202ZM207 176V175H206ZM230 176V175H229ZM6 177V176H5ZM54 177V176H53ZM66 177V176H65ZM69 177V176H68ZM127 177V176H126ZM183 177V176H182ZM189 177V176H188ZM210 177V176H209ZM240 177V176H239ZM62 178V177H61ZM67 178V177H66ZM71 178V177H70ZM69 178V179H70ZM77 178H78V176H77ZM137 178V179H138ZM208 178V177H207ZM211 178V177H210ZM260 178H261V176H260ZM65 179V178H64ZM68 179V180H69ZM128 179V178H127ZM136 179V178H135ZM170 179V178H169ZM195 179V178H194ZM194 179H193V181H194ZM196 179H197V177H196ZM201 179V178H200ZM206 179V178H205ZM212 179H214V178H212ZM217 179V178H216ZM239 179V178H238ZM248 179V178H247ZM4 180V179H3ZM14 180V179H13ZM66 180V179H65ZM64 180V181H65ZM71 180H72V178L70 179V182H71ZM78 180V179H77ZM211 180V179H210ZM220 180V179H219ZM67 181V180H66ZM79 181V180H78ZM77 181V182H78ZM131 181V180H130ZM136 181V180H135ZM182 181V180H181ZM198 181H199V179H198ZM197 180H196V182H198ZM209 181V180H208ZM213 181V180H212ZM216 181V180H215ZM223 181V180H222ZM52 182V181H51ZM73 182H75V181H73ZM76 182V183H77ZM139 182V181H138ZM195 182V181H194ZM202 182V181H201ZM205 183L207 182V181H204ZM203 182V183H204ZM50 183V182H49ZM66 183V182H65ZM141 183V182H140ZM192 183V182H191ZM191 183H190V185H191ZM199 183V182H198ZM198 183L197 184H195V186L196 185H198ZM217 183H218V181H217ZM79 184V183H78ZM124 184V183H123ZM213 184H216V183H213ZM223 184V183H222ZM69 185V184H68ZM77 185V184H76ZM126 185V184H125ZM200 185H202L201 183H200ZM220 185H221V182H220ZM67 186V185H66ZM69 186H72V185H69ZM142 186V185H141ZM193 186V185H192ZM192 186H190V187H192ZM194 186V187H195ZM209 185H208V183L207 184H204V186H202V187H200L201 188V194L202 195H205L206 194V189H207V187H208ZM216 186L218 187L219 186V183H218V185L216 184ZM215 186V187H216ZM224 186H225V184H224ZM64 187H65V185H64ZM78 187V186H77ZM76 187V188H77ZM186 187V186H185ZM193 187V188H194ZM214 187V186H213ZM60 188H62V187H60ZM68 188V187H67ZM66 188V189H67ZM178 188V187H177ZM222 188V187H221ZM63 189V188H62ZM62 189H61V192H60V190H59V192L60 193H63L62 192ZM66 189H64V190H66ZM219 189H220V187H219ZM43 190V189H42ZM41 190V191H42ZM63 190V191H64ZM135 190V189H134ZM138 190V189H137ZM140 190V189H139ZM175 190V189H174ZM194 190V189H193ZM200 190V189H199ZM210 190V189H209ZM218 190V189H217ZM229 190V189H228ZM83 191V190H82ZM85 191V190H84ZM191 191V190H190ZM81 192V191H80ZM86 192V191H85ZM95 192V191H94ZM173 192V191H172ZM175 192V191H174ZM197 192V191H196ZM217 192V191H216ZM98 193H100V194H102L100 191L98 192ZM98 193H96V194H98ZM40 194V193H39ZM107 194V193H106ZM191 194V193H190ZM259 194V193H258ZM22 194H18V195H16L15 197H16V199H14V200H16L14 203H16V202H18L19 200H21L22 199V197L24 196H21ZM36 195V194H35ZM211 195V194H210ZM70 196L71 195H69V197L68 198H70ZM76 196H78V195H76ZM180 196V195H179ZM196 196V195H195ZM18 197V198H17ZM73 197H75V196H73ZM143 197V196H142ZM190 197V196H189ZM263 197V196H262ZM78 199H80L79 197H78ZM209 199V198H208ZM73 200V199H72ZM81 200V199H80ZM93 201L91 204H92V206H95L96 208H97V206H99V205H101L102 203H101V199H100V195H99V197H97V196H95V195H93V194H90V196H89V200L88 201ZM76 201V200H75ZM86 200H84V202H85ZM128 201H132L133 202V204H134V206L137 208V209H131V207H129L128 206V204H127V202ZM187 201H189V199L187 200ZM24 202V201H23ZM2 203V202H1ZM87 203V202H86ZM90 203V202H89ZM207 203H208V201H207ZM22 204V203H21ZM24 204V203H23ZM76 204H78V203H76ZM113 204V202H111V201H104V203H103V205H102V208H107L108 206H111ZM85 205V204H84ZM263 205V204H262ZM15 206V205H14ZM24 206V205H23ZM20 208H22V207H20ZM4 209V208H3ZM8 210V209H7ZM6 210V211H7ZM14 210V209H13ZM66 210V209H65ZM155 210V209H154ZM160 210V209H159ZM165 210V209H164ZM4 211V210H3ZM79 211H81V210H79ZM166 211H168V210H166ZM178 211V210H177ZM2 212V211H1ZM8 212V211H7ZM15 212H16V210H15ZM67 212V211H66ZM10 213V212H9ZM17 213V212H16ZM102 213V212H101ZM104 213V212H103ZM108 213V212H107ZM106 213V214H107ZM160 213V212H159ZM169 213V212H168ZM170 213H171V211H170ZM1 214V213H0ZM23 214V213H22ZM60 214V213H59ZM69 214V213H68ZM105 214V215H106ZM167 214V213H166ZM13 215V214H12ZM12 215H11V217H12ZM16 215H18V214H16ZM61 215V214H60ZM81 215H83L82 213H81ZM98 215V214H97ZM160 215V214H159ZM162 215H164V214H162ZM177 215V214H176ZM210 215H211V217H210ZM1 216V215H0ZM10 216V215H9ZM168 216V215H167ZM174 216H175V214H174ZM83 217H81L80 216V226H81V224H83L84 222H85V219L83 218ZM106 217H109V216H106ZM166 216L164 215V218H165ZM202 217V218H201ZM15 218V217H14ZM21 218V217H20ZM64 218V217H63ZM69 218V217H68ZM110 218V219H111ZM158 218V217H157ZM161 218V217H160ZM73 219V218H72ZM102 219H103V217H102ZM106 219V218H105ZM110 219L108 220L109 222H110ZM159 219V218H158ZM168 219V218H167ZM175 219V218H174ZM183 219V218H182ZM19 220V219H18ZM75 220V219H74ZM97 220H98V218H97ZM154 220V219H153ZM185 220V219H184ZM1 221H3V219L1 220ZM0 221V222H1ZM12 221V220H11ZM10 221V222H11ZM70 221H71V219H70ZM9 222V221H8ZM13 222V221H12ZM15 222V221H14ZM87 222V221H86ZM107 222V221H106ZM165 222H166V220H165ZM17 223V222H16ZM25 223V222H24ZM101 223V222H100ZM108 223V222H107ZM162 223V222H161ZM188 223H189V221H188ZM191 223V222H190ZM189 223V224H190ZM2 224V223H1ZM4 224V223H3ZM102 224H104V223H102ZM154 224V223H153ZM172 224V223H171ZM176 224V223H175ZM192 224V223H191ZM259 224V223H258ZM75 225H77V224H75ZM107 225V224H106ZM167 225V224H166ZM177 225V224H176ZM175 225V226H176ZM186 225V224H185ZM184 225V223L183 222H181L180 224H178V230L179 229H181L182 228V230H179V231H184V230H186L188 227H186ZM4 226V225H3ZM2 226V227H3ZM18 226V225H17ZM30 226V225H29ZM104 226V225H103ZM140 226V227H139ZM171 226V225H170ZM5 227V226H4ZM27 227V226H26ZM71 227H73V226H71ZM90 227H92V229L90 228ZM95 227V226H94ZM97 227H99V226H97ZM258 227V226H257ZM8 228V227H7ZM74 228V227H73ZM81 228V227H80ZM80 228H79V230H80ZM96 228V227H95ZM103 228V227H102ZM110 228V227H109ZM167 228V227H166ZM193 228V227H192ZM191 228V229H192ZM264 228V227H263ZM262 228V229H263ZM13 229V228H12ZM22 229V228H21ZM31 229V228H30ZM76 229V228H75ZM169 229H170V227H169ZM43 230V229H42ZM95 230H97V229H95ZM155 230V229H154ZM166 230V229H165ZM211 231V232H209V231ZM244 230V229H243ZM27 231V230H26ZM102 231V230H101ZM140 231H141V234H140ZM169 231V230H168ZM244 231H246V230H244ZM252 231V230H251ZM256 231V230H255ZM99 232V231H98ZM103 232V231H102ZM142 232H144V233H142ZM104 233V232H103ZM161 233H162V231H161ZM168 233V232H167ZM176 233V232H175ZM178 233V232H177ZM174 234V236L175 235H178V234ZM180 233V232H179ZM194 233V232H193ZM250 233V232H249ZM99 234V233H98ZM101 234V233H100ZM142 234H143V237H141L142 236ZM166 234V233H165ZM171 234H173V233H171ZM180 234H182V233H180ZM185 234V233H184ZM1 235V234H0ZM110 235V234H109ZM141 235V236H140ZM183 235V234H182ZM222 235V234H221ZM220 235V236H221ZM258 235V234H257ZM12 236V235H11ZM107 236V235H106ZM123 236V235H122ZM121 236V237H122ZM173 236V237H174ZM179 236V235H178ZM228 236H229V234H228ZM118 237V236H117ZM120 237V238H121ZM176 237V236H175ZM13 238V237H12ZM123 238V237H122ZM131 238V239H132ZM180 238H182V237H180ZM220 238V237H219ZM259 238V237H258ZM129 239V238H128ZM176 239V238H175ZM233 239V238H232ZM262 239V238H261ZM10 240V239H9ZM12 240V239H11ZM123 240H124V238H123ZM185 240V239H184ZM229 240V239H228ZM104 242V243H103ZM114 242V243H113ZM222 242V241H221ZM56 243H57V241H56ZM183 243V242H182ZM28 244V243H27ZM84 244V243H83ZM87 244V243H86ZM103 244V245H102ZM167 244H169V243H167ZM9 245V244H8ZM24 245V242L22 241V243H21V240H16L15 238L11 241V243H10V248L8 249V251H5L6 252V260L5 261H3L4 263H6V264H20L19 262H15V260H14V257H9V256H13V254L15 253L16 254V252H18V251H21V248L20 247H22ZM32 245V244H31ZM201 246V248H199V246ZM225 245V244H224ZM232 245V244H231ZM27 246V245H26ZM198 246V248H195V247H197ZM2 247V246H1ZM1 247H0V249H1ZM3 248V247H2ZM24 248H25V246H24ZM30 248V247H29ZM37 248V247H36ZM39 249H40V247H38ZM63 248V247H62ZM77 248V247H76ZM115 248V249H114ZM195 248V249H194ZM4 249V248H3ZM27 249V248H26ZM252 249V248H251ZM23 250V249H22ZM31 250V249H30ZM114 250H117L116 252H114ZM188 250V249H187ZM192 250V249H191ZM209 250H210V248H209ZM26 251V250H25ZM36 251V250H35ZM192 251V252H193ZM1 252V251H0ZM23 252V251H22ZM186 252H188V251H186ZM189 252H191L190 250H189ZM191 252V253H192ZM206 252V251H205ZM26 253H28V252H26ZM191 253H190V255H191ZM216 254V253H215ZM1 255H3V254H1ZM211 255V254H210ZM217 255H219V254H217ZM228 255V254H227ZM237 255V254H236ZM235 255V256H236ZM56 256V255H55ZM193 256V255H192ZM21 256H19V258H20ZM190 257V256H189ZM239 257V256H238ZM242 257H244V256H242ZM22 258V257H21ZM192 258V257H191ZM219 259V258H218ZM245 259V258H244ZM23 260V259H22ZM26 260V259H25ZM30 260V259H29ZM29 260H27L26 261V263L25 264H37V263H31ZM38 260V259H37ZM212 260V259H211ZM214 260V259H213ZM227 260V259H226ZM24 261V260H23ZM33 261V260H32ZM42 261V260H41ZM54 261V260H53ZM194 261V262H195ZM208 261V260H207ZM2 262V261H1ZM47 262V261H46ZM63 262V261H62ZM191 262H192V259H191ZM193 262V263H194ZM235 262V261H234ZM54 263V262H53ZM64 263V262H63ZM228 263V262H227ZM41 264V263H40ZM47 264H49V263H47ZM54 264H56V263H54ZM57 264H59V263H57Z\"/></svg>", "mask_w": 264, "mask_h": 264}]
</instances>
